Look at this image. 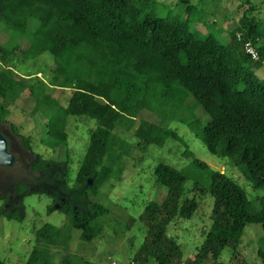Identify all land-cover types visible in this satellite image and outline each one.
<instances>
[{
	"label": "trees",
	"instance_id": "obj_1",
	"mask_svg": "<svg viewBox=\"0 0 264 264\" xmlns=\"http://www.w3.org/2000/svg\"><path fill=\"white\" fill-rule=\"evenodd\" d=\"M222 1H170L167 6L175 7L174 11L181 7L174 14H184L182 19L158 17L160 4L153 0H0V26L12 40L9 46L0 43V124L9 125L23 148L32 152L31 140L8 120L24 93L34 102L33 115L48 117L42 141L50 149L68 144L71 117L97 124L74 180L67 161L37 156L31 163V171L41 175L42 183L56 187L36 191L51 198L48 213L59 211L68 223L39 229L27 264H53L54 248L69 253L71 230L79 231L84 242L103 235L100 220L110 210L92 198H98L100 189L123 171L115 165L131 146L120 132L134 129L143 151L164 147L170 139L182 143L170 126L181 109L194 113L201 107L211 118L206 123L195 116L181 121L212 155L230 160L254 189H264V79L257 75L264 72L260 11L264 0L228 1L237 3L238 23L227 36L217 21L207 24L193 18L197 12L216 14ZM196 23L205 25L207 32L194 28ZM22 39L30 44L26 50L20 45ZM248 44L258 52V60L246 52ZM17 57L25 70L19 79ZM49 89L62 91V99L54 98ZM162 109L169 114H161ZM144 110L160 113L161 123L141 120L137 125L136 118ZM186 154L193 157L192 152ZM192 165L205 175L207 187L199 190L196 184L187 191L185 170L164 163L156 166L155 184L165 188L166 195L149 202L140 216L147 236L130 264H203L209 258L218 262L226 248L237 251L247 225L264 229V197L261 210L254 212L241 185L197 158ZM14 191L17 202L8 206L6 201L0 217L22 220L25 198L35 192L23 183ZM191 193L209 194L215 202L211 229L195 259L185 262L183 247L167 235V229L175 219L190 220L198 211L196 195L190 198ZM258 257L264 264V244ZM61 263L92 264L72 262L70 255Z\"/></svg>",
	"mask_w": 264,
	"mask_h": 264
},
{
	"label": "rangeland",
	"instance_id": "obj_2",
	"mask_svg": "<svg viewBox=\"0 0 264 264\" xmlns=\"http://www.w3.org/2000/svg\"><path fill=\"white\" fill-rule=\"evenodd\" d=\"M153 1L160 4L158 14H156L158 17L185 18L184 14H174L179 13L181 7L174 11L175 7L167 6L171 5L170 1L174 2L175 0ZM192 1L198 2V0ZM212 1L214 0H202L205 4L207 2L210 4ZM228 1L230 0H223L219 3L216 14L197 12L198 14H193V18L207 20V24L217 21L219 27L224 29L223 36H227L238 23L235 13L237 3ZM163 5L167 7L163 8ZM205 8L211 10L209 6ZM260 11H262L261 17H263L264 7ZM194 28L202 33L207 32V27L203 24L196 23ZM11 41L10 34L0 26V43L9 46ZM220 41L223 42L221 39ZM20 45L23 50H26L30 44L28 40L22 39ZM21 65V59L17 57L15 70L19 73L18 79L20 75L25 74V70L20 69ZM257 75L264 79V72H258ZM48 92L54 98L62 99V91L49 89ZM191 100L187 104L190 107L193 104V100ZM33 107L34 102L24 93L12 107L8 117L9 122L17 126L18 133L31 140L32 152H27L23 148L21 139L12 133L9 125L0 124L3 134L9 141L10 152L16 158L12 167L7 168L0 165V208L5 206L6 201L9 206L18 200L14 189L19 183L25 184L29 191L35 192L25 198L26 210L21 214L22 220H9L0 217V261L4 264H27L35 244L36 232L46 224L61 227L68 223L67 217L61 212L48 213V207L52 202L51 198L47 194H37L36 191L39 188L46 191L56 190V187L42 183L41 175L31 171V163L37 160V156H41L45 160L67 161L71 180H74L86 153L90 132L97 127L95 120L71 117L67 129L68 144L53 150L42 141L46 137L48 117L46 119L43 115L34 116ZM161 111V114H169L168 110L162 109ZM158 114L144 110L136 118L137 125L141 120L155 124L161 123L162 116L160 113ZM194 116L203 124L211 119L201 107L197 108L194 113L190 109L177 111L176 119L170 126L178 132L184 142L170 139L164 147L149 146L143 151L137 146V140L133 136L134 129L129 132H120V136L131 146L130 153L115 165V168H122L123 171L118 175V179H115L117 177L113 178L107 186L100 189L101 195L98 198H92L94 202L101 203L110 210L108 215L100 220L104 226L103 235L92 242H84L80 239L79 231L71 230L72 241L69 245V253L63 252L61 248L57 250L54 248L52 250L53 264H62V259L66 255H70L71 261L75 263L86 260L92 264H130L134 254L140 249L147 236V228L141 223L140 216L149 202L161 201L166 195V189L155 184L154 171L159 163L185 170L188 174L187 191L192 190L196 184H199L200 190L208 186V180L197 168L193 167L192 162L197 158L241 185L246 191L253 211L261 210L260 199L264 197V189H254L244 178L241 170L230 160L216 157L209 152L204 142L185 122L181 121H190ZM186 152H192L193 157H189ZM109 164L113 165L114 162L110 161ZM194 195H196L199 208L193 218L190 220L177 218L167 229V235L183 247L185 262L195 259L198 249L205 240L206 232L212 226L211 215L214 198L209 194L201 195L200 193H191L189 197L192 198ZM263 244V227L249 224L236 252L232 251V248H226L218 262L209 258L203 264H263L258 257V252Z\"/></svg>",
	"mask_w": 264,
	"mask_h": 264
},
{
	"label": "water",
	"instance_id": "obj_3",
	"mask_svg": "<svg viewBox=\"0 0 264 264\" xmlns=\"http://www.w3.org/2000/svg\"><path fill=\"white\" fill-rule=\"evenodd\" d=\"M15 162L16 158L10 152L9 141L0 128V165L3 167H12Z\"/></svg>",
	"mask_w": 264,
	"mask_h": 264
},
{
	"label": "built area",
	"instance_id": "obj_4",
	"mask_svg": "<svg viewBox=\"0 0 264 264\" xmlns=\"http://www.w3.org/2000/svg\"><path fill=\"white\" fill-rule=\"evenodd\" d=\"M246 52L248 54H250L254 60H258V58H259L258 52L256 51V49L251 44H248L246 46Z\"/></svg>",
	"mask_w": 264,
	"mask_h": 264
},
{
	"label": "flooded vegetation",
	"instance_id": "obj_5",
	"mask_svg": "<svg viewBox=\"0 0 264 264\" xmlns=\"http://www.w3.org/2000/svg\"><path fill=\"white\" fill-rule=\"evenodd\" d=\"M4 133V132H3ZM3 167V166H2ZM8 168V167H7ZM17 195V194H16ZM19 198V197H18ZM17 202V201H16Z\"/></svg>",
	"mask_w": 264,
	"mask_h": 264
}]
</instances>
